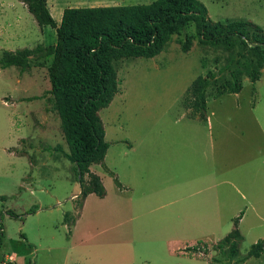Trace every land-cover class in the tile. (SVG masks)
<instances>
[{
	"label": "rangeland",
	"instance_id": "1",
	"mask_svg": "<svg viewBox=\"0 0 264 264\" xmlns=\"http://www.w3.org/2000/svg\"><path fill=\"white\" fill-rule=\"evenodd\" d=\"M153 1L46 2L64 10L140 5ZM198 1L205 6L213 22L251 21L261 27V35H264V0ZM39 29L18 0H0V57L4 51L30 47L33 51L27 70L31 72L26 83L27 95L22 92L25 79L20 85L15 81L18 79L14 72L16 68H0V225L4 234L0 264H252L245 258L250 246L264 241L263 147V151L252 156L261 164L258 190L251 191L250 195L240 191L245 200L231 193L234 202L220 205L218 217L196 205L207 196L204 192L187 197L184 222L176 217L180 204L173 196L156 204L145 203L142 208L133 202L130 207L126 201L128 194L122 200L114 194V177L121 183L130 180L136 189L153 187L160 191L168 185L173 187L183 173L189 178L195 166L206 165L203 151L192 153L180 148L179 143L184 137H213L216 144L217 137H264V59L261 60L239 38L229 47L200 46L195 26L191 24L184 32L173 35L158 56L117 62L119 92L111 104L99 112L104 139L110 148L107 163L115 169L93 166L108 198L102 201L91 195L78 219V199L71 201L70 198L79 195L80 186L74 164L64 156L67 145L59 118L52 109L47 83L51 58L41 54L47 44L56 42V33L50 27L44 31ZM256 34L250 31L249 35ZM186 37L192 40V46L183 53L181 45ZM252 70L261 72L254 84L248 77ZM207 72H211L214 79L208 89L204 121L191 118L193 112L187 108L185 91L195 78ZM234 72L241 75V91L220 95L232 84L229 77ZM35 87L39 89L34 91ZM20 96H24L20 101L25 103L13 100ZM36 106L37 111L42 112L41 117L37 116L38 112H34L35 115L31 111L27 117L25 109ZM22 138L23 142L20 141ZM160 143L169 148L155 147ZM129 145L134 150L127 154L124 163L123 150ZM148 146L154 147L152 153L144 151ZM214 157L219 179L224 178L226 153L220 152ZM126 163H130V169L132 164L140 168L136 175L144 182L137 177H128L130 170ZM159 166L171 170L168 176L165 175V183L145 171ZM150 179L153 183H149ZM136 192L134 190L131 195L137 203ZM192 192L193 189L187 190L188 194ZM131 210L134 213L142 210L137 217L142 216L137 219ZM9 212L17 217L8 215ZM239 217L238 229L243 241L237 252L230 256L228 249H224V253L215 250L214 246L232 230L234 220ZM113 234L121 237L109 241ZM70 246H73L72 250ZM259 261L264 264V256Z\"/></svg>",
	"mask_w": 264,
	"mask_h": 264
},
{
	"label": "trees",
	"instance_id": "2",
	"mask_svg": "<svg viewBox=\"0 0 264 264\" xmlns=\"http://www.w3.org/2000/svg\"><path fill=\"white\" fill-rule=\"evenodd\" d=\"M32 15L39 28L55 29L56 43L41 51L50 57L47 75L50 83L52 109L56 112L68 152L64 156L74 164L80 193L76 196L81 208L90 194L103 198L106 194L100 178L90 166L105 167L108 149L99 112L107 108L119 92L115 64L123 59H151L161 54L173 35L194 24L200 46L229 47L235 39L264 59V35L260 26L251 21L213 22L205 6L198 0H155L149 4L111 7L66 8L59 25L50 14L46 0H18ZM250 31L257 34L250 36ZM260 34V35H259ZM192 40L186 37L181 50L187 53ZM33 51L23 48L4 51L0 68L10 66L25 70L30 66ZM250 70V69H249ZM233 73L220 95L238 94L242 89L241 75ZM261 72L248 74L252 84ZM214 75L207 72L195 78L186 91L187 108L192 118L206 120L208 89ZM219 95V93L217 94ZM114 177V174L110 172ZM117 187L122 188L114 177ZM8 215L17 217L14 213ZM239 218L232 230L214 246L229 255L238 250L243 237L238 229ZM4 234L0 225V247ZM196 250V247L192 248ZM264 252V241L251 245L245 258H258Z\"/></svg>",
	"mask_w": 264,
	"mask_h": 264
},
{
	"label": "crops",
	"instance_id": "3",
	"mask_svg": "<svg viewBox=\"0 0 264 264\" xmlns=\"http://www.w3.org/2000/svg\"><path fill=\"white\" fill-rule=\"evenodd\" d=\"M47 1V0H46ZM47 7L50 11V14H52L56 19L55 22L57 25H59L63 13V8H57L54 7L51 3L46 2ZM45 28H40L39 30H45ZM56 33V32H55ZM56 43V42H55ZM55 43L52 44H47V46L54 45ZM28 49V48H27ZM29 50H32V47L29 48ZM13 68H16L15 72V77L18 76V79H16V83L18 85L22 84L23 78L24 80V88H23V93L27 95L28 89L26 88V83H27V78L31 75V72L28 73V69L26 68L25 70H21L18 67L15 66H10ZM10 67L4 68L8 69ZM32 74L35 75L34 71H32ZM34 77V76H32ZM48 85L50 86L49 79L47 80ZM40 87V86H39ZM39 87L33 88L34 91L38 90ZM18 91H21V88L18 89ZM50 91V88H49ZM187 91V90H186ZM185 91V93H186ZM24 95V96H25ZM117 95V94H116ZM24 96H20L17 98H14L13 100L15 102H18L19 104L25 103L24 101H20V99H24ZM38 99V97H36ZM209 101L207 100V103ZM28 103V102H27ZM35 103V102H34ZM31 104V103H30ZM38 106L35 108H28L25 109V114L28 117V112L31 111L32 113H37ZM34 113V114H35ZM41 111L37 113V116L40 118L41 117ZM36 115V114H35ZM36 116V117H37ZM192 118V117H191ZM29 120V119H28ZM206 121V120H205ZM29 123V122H28ZM35 134L37 130L34 131ZM36 137V136H35ZM154 138V137H153ZM160 138V137H156ZM204 140H200V139ZM218 138V143L214 141L213 137H184L183 141L179 143V146L181 149L187 151V152H200L203 151V154L205 155V166L198 167L195 166L194 171L190 175V177H187L186 173H183V175L179 176L176 183L173 185V187H170L169 185L166 188H162L160 191H156L155 188H149V189H136L133 185L132 182L129 180V183H124V182H119L122 188L116 187L114 189V194L116 197H118L120 200H122V197H126L128 194L129 197H126V201L130 207L132 206V203L135 202L137 206L140 208L145 206V203H159L163 202L166 199L170 198L171 196L178 198L179 201V207L177 211V219L179 221H186V210L184 206V202H186L187 197L191 196H196L201 193H208L207 196L200 201L193 203L194 205L196 204L197 206L204 208V211L210 214L211 216H219L220 213V205H226L227 203H233V197L231 196L232 194L240 195V199L245 200V195L242 194L240 191H244L250 195L251 191L255 192L259 188V182H260V177L262 176V171H261V164L257 159L252 158L253 154L258 152L259 150H262V147L264 148V137H217ZM24 140L23 138L20 139V141ZM214 141V142H213ZM23 142V141H22ZM107 142V141H106ZM118 142V141H116ZM108 143V142H107ZM155 147L165 149L169 148V145H164L163 143H160L156 145ZM154 147H146L145 152L152 153ZM109 143H108V149L106 151L104 163L106 169H115L113 166H108L107 163V158L109 155ZM68 150V148H67ZM134 150L132 145H129V148L123 150V156L122 159L124 160L123 162H126L127 154L132 152ZM66 151L65 153H67ZM220 152H225L226 153V158H227V173L224 177V175H221V178L219 179L218 176V169H217V161L215 160L214 155H219ZM260 153V151H259ZM260 155V154H259ZM261 158V156H260ZM260 160V159H259ZM93 166L95 164L90 166V171L93 172ZM100 166V165H99ZM126 166L128 168L129 173L128 177L130 179L133 178H138L141 182H144L143 178L137 176L136 170L140 169L139 167L137 168L136 164H132V168L130 169V163H126ZM253 167V168H252ZM145 171H147L148 174L152 175V178L154 176L160 177V181L162 183H165L167 179H165V175L168 176L171 173V170L165 166H159V167H150L146 168ZM204 172V173H202ZM112 173V172H111ZM96 175V174H95ZM98 176V175H97ZM252 176L254 178H252ZM99 177V176H98ZM100 178V177H99ZM101 180V178H100ZM102 183V181H101ZM151 182V179L149 181ZM103 185V183H102ZM104 187V185H103ZM221 187V189H220ZM105 189V196L103 198H100L102 201L106 200L108 198V192ZM193 189L194 192L188 194L187 190ZM134 190H137L136 192V201L133 199L134 197L131 195ZM91 195L95 194H90L88 195L85 200L82 203V206L80 210L78 211L77 217L79 219V216L82 215V210L85 206V203L87 202L88 198ZM131 195V196H130ZM96 196V195H95ZM76 199V195H73L70 200L74 201ZM182 204V206H181ZM137 211L136 213L132 212L131 213L139 219L142 215H137L141 212ZM121 212H125L122 210ZM127 214V213H126ZM175 214V212H174ZM124 216L125 214L122 213ZM120 214V218H123ZM116 221H117V216H116ZM70 234H72V231H70ZM119 237H121L118 234H113L112 236L109 237V241H116ZM243 237V236H242ZM243 241V240H242ZM241 241V242H242ZM240 242V244H241ZM239 244V245H240ZM73 246H70L69 249L72 250ZM239 248V246H238ZM264 256V252L261 254L260 257L258 258H251L248 260V262H251L252 264H261L259 261L262 257ZM12 256L10 255L9 258ZM14 258H12L13 260ZM259 259V260H258Z\"/></svg>",
	"mask_w": 264,
	"mask_h": 264
}]
</instances>
